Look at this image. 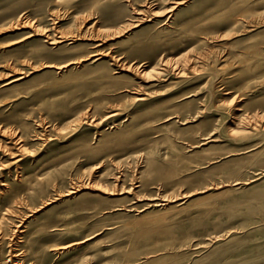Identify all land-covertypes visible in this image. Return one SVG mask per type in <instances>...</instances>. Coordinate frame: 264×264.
Returning <instances> with one entry per match:
<instances>
[{"label":"rangeland","instance_id":"obj_1","mask_svg":"<svg viewBox=\"0 0 264 264\" xmlns=\"http://www.w3.org/2000/svg\"><path fill=\"white\" fill-rule=\"evenodd\" d=\"M0 264H264V0H0Z\"/></svg>","mask_w":264,"mask_h":264}]
</instances>
